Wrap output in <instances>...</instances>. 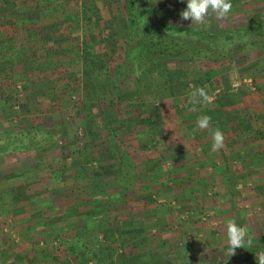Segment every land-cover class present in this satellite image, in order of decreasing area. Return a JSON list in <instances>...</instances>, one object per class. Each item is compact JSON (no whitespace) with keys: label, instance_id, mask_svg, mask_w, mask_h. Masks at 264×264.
<instances>
[{"label":"rangeland","instance_id":"obj_1","mask_svg":"<svg viewBox=\"0 0 264 264\" xmlns=\"http://www.w3.org/2000/svg\"><path fill=\"white\" fill-rule=\"evenodd\" d=\"M175 1L154 0L169 22L194 29L264 18L260 4L191 24ZM127 22L126 0H0V264H244L240 253L264 251V228L248 231L252 244L236 257L221 231L235 206L264 214V175L245 170L242 149L219 151L218 177L214 164L203 179L183 169L213 152L198 144L211 143L213 130L198 128L199 116L224 135L236 124L248 130L264 48L141 73L124 59ZM84 43L95 66L84 62ZM196 88L209 100L198 97L193 111L186 105Z\"/></svg>","mask_w":264,"mask_h":264},{"label":"trees","instance_id":"obj_2","mask_svg":"<svg viewBox=\"0 0 264 264\" xmlns=\"http://www.w3.org/2000/svg\"><path fill=\"white\" fill-rule=\"evenodd\" d=\"M128 22L125 30L124 59L132 62L141 73L160 69L167 70L174 61L208 60L233 61L250 51L264 48V18L252 17L245 26L235 30L207 31L175 25L161 13L154 0H126ZM143 4V5H140ZM50 39L48 36L47 41ZM45 41V42H47ZM54 41V38H52ZM84 62L95 66L94 56L88 44L82 50ZM90 58L88 59V55ZM94 57V59H93ZM161 67V68H160ZM114 80L112 79V83ZM91 88V87H90ZM117 89V88H113ZM11 143V142H10ZM239 253L236 251L234 256ZM256 255L248 252L238 256L244 264H257ZM217 260L191 261L172 259L153 264H237Z\"/></svg>","mask_w":264,"mask_h":264},{"label":"crops","instance_id":"obj_3","mask_svg":"<svg viewBox=\"0 0 264 264\" xmlns=\"http://www.w3.org/2000/svg\"><path fill=\"white\" fill-rule=\"evenodd\" d=\"M175 2L177 3L178 1L176 0ZM231 2H232V6H233L232 11L224 19H229L234 14H241L243 12V10H245V9L250 11V10L254 9L255 7L260 6V4L261 5L264 4V0H259V1L258 0H231ZM176 7H177V4H176ZM210 15H215V14L213 13ZM263 69H264V67H263ZM261 77H262V75H261ZM255 84H257L258 86L261 87V92L257 91V92L252 93L251 97L248 96V99H247V100H249V102H248V104H249L248 105V107H249L248 114H249V120H250L249 124H247V127H246L248 130H244L243 125L241 126V124H236L235 126H232L233 128L229 127V129H227V133L224 135L225 137L229 135L230 141L228 143L231 144V147L228 145H226L224 147H226L228 149L235 148V150H240V148L242 149L241 158L240 159L237 158V159L242 160V161H246L247 165L248 164L250 165L247 168H245V170L248 173L250 172L252 176H254L253 174H258V175L263 174L264 175V77L262 80L256 79ZM211 123L212 122H210L209 127L213 128V130L216 129L217 127L215 125L213 127V124H211ZM209 137H210V135L208 133V138ZM206 138L200 139L202 141L200 142V140H199L198 144L201 143L200 145H202L204 143L203 146L205 147V149H208L207 148L208 146H210L212 148V142L213 141H211V143H209L208 139H206ZM193 142L196 143L195 141H193ZM193 142H192V144H194ZM221 149L218 151L210 153L209 155H207V158L204 155L200 156V159L197 156L190 157L186 162L183 163V169L187 170V175H190V174L191 175H193V174L197 175L198 174L197 176H200L201 179H203L204 176H207V175L209 176L210 175L209 173H211V175H214V173H215V176H217L216 174L219 173L221 170H224V166H225L224 165V163H225L224 158L225 157L220 158L221 155H219V151H221ZM217 152H218V155H217ZM230 154H233V153L231 152ZM208 164H214V166H215V170H213V171H215L214 173L208 172L206 170L207 168L205 169V167H207ZM157 167L151 168L150 171L147 172V174L150 173L151 177H152V174H154V171L155 172L157 170L160 171V168H159L160 166L158 168ZM236 172L238 173V170L235 171V173ZM167 174L169 175L170 172L167 171L165 173V175H167ZM172 174H170V176H172ZM227 174H231L230 179H233L232 176H234V174H233L232 170L228 171ZM165 175H164V177H165ZM152 178H154V177H152ZM238 183L234 184L233 187L238 186L239 185ZM239 189H241V188H239ZM223 195H224V193H223ZM236 205H237V203H236ZM220 206L221 205L218 204V206H217V204H216L213 208V211H216V212L224 211V208H226V206H223V207H220ZM238 207L235 206V210L232 211L233 214L231 212L230 213L232 214V217L234 219H236L240 225L246 226L248 231H250V230L256 231L260 228H264V214L259 215L257 213H254L253 209L252 210L250 208L249 209H242V208L239 209ZM224 216H225V218H227L228 216L231 217V215L229 213H224ZM260 217H262L263 219H261ZM225 229H226V226L222 227L221 231H223V230L225 231ZM201 233L206 234L205 231H201ZM222 236H224V234Z\"/></svg>","mask_w":264,"mask_h":264},{"label":"clouds","instance_id":"obj_4","mask_svg":"<svg viewBox=\"0 0 264 264\" xmlns=\"http://www.w3.org/2000/svg\"><path fill=\"white\" fill-rule=\"evenodd\" d=\"M186 7L180 12L181 20H191V24L203 25L206 17L210 14H215L218 20H222L228 16L232 11L231 0H181ZM209 100L204 89L196 88L192 91L188 98L186 106H191L190 110L195 111V105L198 103L197 98ZM211 117L208 115H201L197 119V126L200 129H207L209 127ZM212 148L213 152L224 147L225 136L224 133L216 128L212 130ZM226 243L228 251L231 256L235 254L238 248H245L251 246L252 240L249 238V232L246 226L240 225L236 219H229L226 225ZM257 264H264V251H260L256 255Z\"/></svg>","mask_w":264,"mask_h":264}]
</instances>
